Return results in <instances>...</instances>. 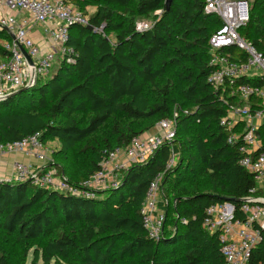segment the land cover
I'll list each match as a JSON object with an SVG mask.
<instances>
[{"label":"trees","instance_id":"16d2710c","mask_svg":"<svg viewBox=\"0 0 264 264\" xmlns=\"http://www.w3.org/2000/svg\"><path fill=\"white\" fill-rule=\"evenodd\" d=\"M66 1L83 13L96 6L89 15L93 29L71 26L66 45L72 60L0 100V144L37 132L48 146L58 141L51 165L79 184L109 153L176 116L173 144L180 153L160 189L162 237H149L141 208L153 178L166 168L168 142L122 171L118 187L93 198L0 181V264H27L31 251V264H225L218 235L203 228L206 210L230 199L243 218L241 206L257 182L239 164V144L228 142L229 131L220 124L227 105L207 81L209 39L222 20L205 13V0H171L168 9L166 0ZM250 4L239 32L264 55V0ZM158 10L153 26L138 31L137 22ZM2 40L11 37L0 30L1 54ZM259 137L264 147V122ZM171 211L175 225L167 230ZM259 263L264 231L249 261Z\"/></svg>","mask_w":264,"mask_h":264},{"label":"built area","instance_id":"2783aa9c","mask_svg":"<svg viewBox=\"0 0 264 264\" xmlns=\"http://www.w3.org/2000/svg\"><path fill=\"white\" fill-rule=\"evenodd\" d=\"M250 2L205 0L204 4L205 13L217 15L222 20V27L209 39L211 71L207 81L227 105V113L220 124L229 131L228 142L239 144L242 153L239 164L257 182V187L250 190L251 196L241 206L243 218L236 216L231 201L215 203L206 210L203 228L218 235L225 264H249L251 252L262 242L264 231V195H255L256 189L264 190V147L259 137V128L264 122V55L239 32L249 21ZM75 24L90 25L89 15L66 0H0V30L11 37V40L1 41L4 52L0 53V100L49 77L59 58L72 60L73 49L66 43L70 27ZM37 26H41L47 36L48 46L34 38ZM152 26L139 21L136 28L141 32ZM176 132V116L159 121L154 132L135 136L127 146L109 153L101 168L79 184H72L51 165L53 151L43 143L39 132L0 144V162L2 156L8 154L34 158L38 164L15 160L13 175L6 181L30 182L41 188L93 198L97 191L118 187L121 171L149 160L168 142L171 148L166 168L153 178L141 208L149 237L159 241L166 219L160 189L165 173L176 166L180 153L178 146L173 144Z\"/></svg>","mask_w":264,"mask_h":264},{"label":"crops","instance_id":"0c3cea01","mask_svg":"<svg viewBox=\"0 0 264 264\" xmlns=\"http://www.w3.org/2000/svg\"><path fill=\"white\" fill-rule=\"evenodd\" d=\"M90 10V15L96 11V6L87 7ZM34 38L39 42L43 43L47 40V36L44 34L43 30L37 27L33 34ZM44 46V44H42ZM53 70V69H52ZM52 73V72H51ZM15 160H22L31 164H38V161L34 158H28L20 154H8L2 156L0 162V181L9 180L13 175V164ZM264 188V185L262 186Z\"/></svg>","mask_w":264,"mask_h":264},{"label":"rangeland","instance_id":"374dc122","mask_svg":"<svg viewBox=\"0 0 264 264\" xmlns=\"http://www.w3.org/2000/svg\"><path fill=\"white\" fill-rule=\"evenodd\" d=\"M73 5L75 6V4L73 3ZM90 10L91 9H86V11L84 12L85 14H88V15H90ZM161 17V11H157V12H155L153 15H151L150 17H148V18H146V19H143V20H140V21H145V22H147V23H149V24H153L154 23V21L156 20V19H158V18H160ZM39 29L41 28L42 29V27L41 26H37ZM101 31V30H100ZM103 31V30H102ZM73 33H75V32H73ZM110 38L113 40V35H110ZM42 44H44V46H48V44H49V40H48V38H47V40H44L43 41V43ZM61 63H62V58H59L58 59V61H56V62H54V66H53V70H52V73H51V75H53V74H55L56 72H57V70H58V68L60 67V65H61ZM155 130H151V132H154ZM49 147L51 148V150L53 151V152H55V151H58L59 149H60V145H59V143H58V141H51V142H49ZM52 159L54 160V162H55V160H56V158H54V156L52 157ZM121 176H122V171L120 172V178H121ZM172 209V208H171ZM173 212L171 211L170 213H169V217H168V223H167V230H172L173 228H174V217H173V214H172ZM31 261H32V251L30 252V254H29V257H28V261H27V264H31ZM38 264H44L41 260H39L38 261Z\"/></svg>","mask_w":264,"mask_h":264},{"label":"water","instance_id":"95a60500","mask_svg":"<svg viewBox=\"0 0 264 264\" xmlns=\"http://www.w3.org/2000/svg\"><path fill=\"white\" fill-rule=\"evenodd\" d=\"M170 3H171V0H166V8H167V9L169 8ZM86 27H87V29H89V30H92V29H93V27H92L91 25H88V26H86ZM21 50H22V52L24 53L25 57L28 59V61H29L30 63H32L31 58L29 57V55H28V53L26 52V50H25L23 47H21ZM12 95H13V94H12ZM225 201H231V200H230V199H225Z\"/></svg>","mask_w":264,"mask_h":264}]
</instances>
